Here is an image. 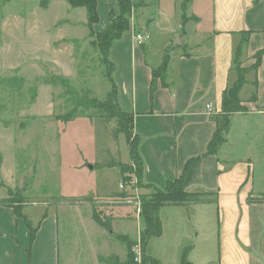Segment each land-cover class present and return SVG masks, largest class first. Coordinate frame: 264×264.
<instances>
[{"label":"crops","instance_id":"0c3cea01","mask_svg":"<svg viewBox=\"0 0 264 264\" xmlns=\"http://www.w3.org/2000/svg\"><path fill=\"white\" fill-rule=\"evenodd\" d=\"M63 1L47 0L45 6L39 0L35 3L47 9L56 2L64 9L67 4ZM134 1L128 34L113 43L109 58L114 64L111 77L118 104L132 113L133 134L139 138L140 179L162 188L182 173L188 160L200 157L189 165L185 186L189 192L213 199L161 206V234L149 238L145 255L164 264V250L172 248L173 264H182L183 258L186 264H264V195L253 192L249 184L252 155L228 159L224 154L231 145L228 135L234 118L264 116V0ZM96 3V28L102 31L109 23V11L117 14L118 6L116 0ZM70 9L81 14L79 21L72 23L86 26L87 36V9ZM24 18L22 12L16 15L20 25ZM42 19H37L40 25ZM10 20L2 15L4 30ZM205 20L207 25L203 27ZM54 21L67 22L56 16ZM157 31L171 36L154 47L148 42L142 50L147 43L144 40ZM243 32H248L247 41L237 55ZM137 34H141V42L136 40ZM167 49L171 53L165 73L153 79L152 70L161 66ZM258 50L263 54L256 73L253 69L246 72V82L239 91L248 111L232 114L226 141L215 154L204 155L215 129L213 117L220 111L222 92L237 78L235 62L250 67ZM38 51H42L41 44ZM16 139L7 132L9 146L21 144ZM2 155L0 146V187L6 188V195L0 199L10 197L23 178L22 173L14 172V162L10 179L4 180L7 171ZM236 167L240 171L237 179L232 174ZM68 199L23 198V203L15 204L19 213L13 205H0V264H114L104 261L109 256L125 261L127 242L139 240L140 213L110 211L112 229L106 230L94 220L90 204L63 203ZM116 222L132 223L133 227L116 231Z\"/></svg>","mask_w":264,"mask_h":264},{"label":"rangeland","instance_id":"374dc122","mask_svg":"<svg viewBox=\"0 0 264 264\" xmlns=\"http://www.w3.org/2000/svg\"><path fill=\"white\" fill-rule=\"evenodd\" d=\"M67 8L62 9L56 2L40 9L35 0H0V146L7 171L4 180L10 179L11 166L16 162L14 172L23 175L10 193L16 204L23 203V198L58 201L92 197L96 202L94 211L102 217L119 210L140 213L134 201L140 204V198L156 191L132 173L137 165L130 159L125 136L116 130L114 120L106 119L99 106L107 101L110 90V68L103 63L97 47L99 30L89 31L84 37L86 26L72 23L79 21L81 14L69 4ZM21 12L25 16L23 25L16 20ZM2 15L11 19L5 30ZM39 16L43 18L41 25L37 22ZM55 16L67 22L55 24ZM206 25L205 20L202 26ZM169 36L154 32L141 49L148 42L153 47L166 42ZM164 53L163 58L169 60L170 50ZM247 111L244 106L230 117ZM66 116L68 120H63ZM7 132L21 144L9 146ZM228 137L231 145L224 154L228 159L252 155L249 184L253 192L264 195V116L234 118ZM111 160L123 164V179L118 166L93 168ZM232 174L237 179L239 167ZM121 192L126 196L117 195ZM5 195L6 188L0 187V197ZM212 196L216 198V194ZM131 224L116 222L114 229H132ZM164 252V264H173L172 248Z\"/></svg>","mask_w":264,"mask_h":264},{"label":"trees","instance_id":"16d2710c","mask_svg":"<svg viewBox=\"0 0 264 264\" xmlns=\"http://www.w3.org/2000/svg\"><path fill=\"white\" fill-rule=\"evenodd\" d=\"M72 7L84 6L87 9V27L89 31L92 33L96 29V25L98 23V13L96 8V0H66ZM47 0H39L41 6L46 5ZM118 6V13L116 14L113 10H110L108 13V25L107 27L98 32L100 36L99 41L97 42V47L99 49L100 55L102 57L103 63L109 66V82H110V90L108 92L107 101H103L99 106L104 112L106 119L114 120L116 123V130L121 132L125 136V140L128 145V151L130 155V159L137 165L136 171H132V173H137L138 180H141V168H142V160L138 153V143L139 138L133 134V120L132 113L122 110L117 101V89L112 80L111 74L114 70V64L109 58L110 49L113 43L119 40L124 33L129 30V16L135 6L134 0H116ZM248 32H243L239 45L237 47V55H239L241 51L242 45L247 41ZM263 54V50H258L254 53L253 57L255 62L248 68L240 67V62L237 60L235 62V69L237 70V78L234 83L227 89L222 92L221 97V107L220 111L214 114L213 120L215 123V129L211 136V139L208 142L206 151L204 155L215 154L220 145L225 142V134H227L229 126H230V114L232 112L241 110L244 108L242 105V100L239 98V91L243 84L246 82L245 74L249 70H254L256 73V69L261 62V57ZM168 60L163 58L161 66L157 69L152 70V76H163L166 70ZM151 90L153 88V82L151 81ZM255 95L251 97V100L254 99ZM63 118V117H62ZM63 120H68V116L63 118ZM200 157L192 158L188 160L186 163L182 173L175 177L172 180H168L162 188L156 187L152 184H145L146 186L154 189L156 192L147 197L140 198L139 210L140 215L142 217V228L139 233V245L141 249V264H145L147 262L155 263L153 258H150L145 255L144 248L146 246L147 241L152 236H159L161 234V222L159 219V209L161 206L165 204H181L185 202H205L212 201L213 199H209L205 197V194L199 192H189L185 186V173L189 167V165L197 161ZM99 166H106L108 168L118 166L121 177L124 172L123 164L120 162L107 161L105 164H95L93 168ZM124 177H122L123 179ZM144 184V183H143ZM118 196H126L125 192H121L117 194ZM17 202L13 201V198L7 197L0 199V205L9 206L13 205L15 209V204ZM63 203L74 205V204H90L93 208V218L94 220L106 230H111L112 225L111 217H102L98 213L94 211L96 206V202L92 197H83L79 199H68L63 200ZM122 203V202H120ZM127 203V202H124ZM137 202L134 201V205ZM15 212L19 213L16 209ZM34 235V230H31V236ZM122 238V236L120 237ZM136 243L129 241L127 242L128 248V256L125 261L119 260L117 256H109L104 258V261L107 263L114 264H137L133 260V254H131V249L133 245ZM182 264H186L184 258L182 260Z\"/></svg>","mask_w":264,"mask_h":264},{"label":"built area","instance_id":"2783aa9c","mask_svg":"<svg viewBox=\"0 0 264 264\" xmlns=\"http://www.w3.org/2000/svg\"><path fill=\"white\" fill-rule=\"evenodd\" d=\"M136 40H137L138 42H141V40H142V36H141V34H137V35H136ZM207 108L210 109V105H208ZM136 204H137V205H135V206H137V208H139V207H138V206H139V203L137 202ZM132 251H133V260H134L135 262L140 263V261H141V249H140V245H139V242H138V241L133 245V247H132Z\"/></svg>","mask_w":264,"mask_h":264}]
</instances>
